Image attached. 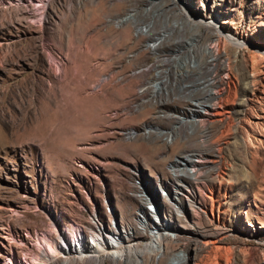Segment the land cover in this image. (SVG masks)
Listing matches in <instances>:
<instances>
[{
	"label": "rangeland",
	"instance_id": "obj_1",
	"mask_svg": "<svg viewBox=\"0 0 264 264\" xmlns=\"http://www.w3.org/2000/svg\"><path fill=\"white\" fill-rule=\"evenodd\" d=\"M128 16L140 26L151 23L153 37L170 36L138 37L137 22L127 20L129 29L120 23ZM174 22L179 27L171 30ZM218 32L254 47L234 59L229 43L219 42L221 62L233 61L222 111L234 119L211 128L207 117H191L204 121L209 137L199 132L182 149L167 146L169 127H177L173 117L193 109L187 102L195 98L182 96L194 88L157 98L142 93L143 85L158 73L160 58L187 45H198L199 57L217 45ZM154 44L156 51L149 48ZM258 51L264 53V0H0V264L51 253L49 238L61 243L73 225L86 245L102 232L111 242L118 235L125 250L123 258L101 252L69 264H264V59L256 63ZM143 70L149 74L140 75ZM159 100L169 102L164 112L155 109ZM163 114L172 119L157 129ZM189 127L182 136L195 128ZM183 149L192 151L176 154ZM198 149L205 157L191 155ZM216 158L222 163H213ZM181 159L199 162L200 172L174 171ZM164 224L176 240L165 241L155 258L143 245Z\"/></svg>",
	"mask_w": 264,
	"mask_h": 264
},
{
	"label": "bare ground",
	"instance_id": "obj_2",
	"mask_svg": "<svg viewBox=\"0 0 264 264\" xmlns=\"http://www.w3.org/2000/svg\"><path fill=\"white\" fill-rule=\"evenodd\" d=\"M45 3H47V1ZM127 20H129L132 23L133 17L128 16L125 19L121 20L120 23L123 24L126 22L125 28L129 29L131 27V24L127 25L128 23ZM133 22L134 23L137 22L136 32L138 34V37H140V35H145L147 39H149V41H156L159 38L165 39L170 36V33L167 34L166 31H163L162 33L161 32L158 33L160 36L153 37L154 36L153 29L155 28L153 27L151 23L148 25L140 26V23L138 24V20H133ZM198 24H201L207 27L211 23L206 22L205 24H203L201 20ZM169 26L171 30L173 28L179 27L178 24H176V22L169 23ZM221 34L222 33L220 32L216 33V35L218 36L217 45L204 47V50L203 52L201 51V54L199 55V57L197 53L194 51L198 47V45H187L185 46L187 48L184 51L178 50V53L174 57L169 58V59H166L165 57L162 56L163 58H160L154 65V68L158 71V73L148 78V82L152 81L154 85L148 86V82H146V84L143 85L145 89L143 90L142 93L144 94L149 93V95H153V97H157V98L171 97L173 95H177L180 92L185 93L186 91L190 90L192 87L194 88L190 90L189 94L182 96V97L192 96L193 98H195V103H193V101L187 102L189 105L192 106L191 108L193 109H191V111L189 110L184 113L183 116H185L186 118L185 117L184 118L173 117V120H175L177 127L175 128L169 127L168 136L171 138L169 140V138L167 137L166 141L164 142V144L167 146H172V148L174 147V148L182 149L186 146L187 142L193 141V140L196 141V135L199 132H203L205 138L207 136L209 137L208 132L211 130H208V128L206 127L204 128V126H206L204 121L202 120L197 121L196 119H193L191 117H201V118L207 117V120L211 121L209 123L211 128H214L213 125H216V124L222 125V126L230 125V121H232V118L234 119L233 114L232 115L226 114V111L223 110L225 113L222 111L224 107V101L226 103L228 100L226 98H224L223 100V97L221 95V92L224 90L223 84L225 83L227 85V89H225V91H227L228 93L232 91L228 82L231 81L229 73L231 72L233 61L231 62L230 57H227V62L225 65L221 62L220 59L222 57L223 50L220 49L219 42L224 41V42L229 43V49L233 51L234 59L244 49L252 48L254 50V47L249 45L248 43H245L243 40L239 39L238 37L232 34H223L222 36ZM154 46L155 44L152 46H149V48L153 51H156L157 48L156 46L155 47ZM167 46L168 45H161L160 47H167ZM258 52L260 53V59L256 60V63L261 62L264 59V53L261 51H258ZM253 62L255 61L253 60ZM256 63H254L255 66H257ZM208 69L211 70L213 73L212 74L209 73L208 74L209 76L206 79L201 77L202 71L208 72ZM147 72L149 74V70L148 71L143 70L142 73H140V75H146ZM224 74L226 75V78H228L227 80L224 79L225 78ZM114 77L115 75L112 74L109 77V80H112ZM185 80H188V82L190 83L187 85H184ZM247 85H248V82L244 83L245 87ZM242 94L245 95L246 91H243ZM15 96H17V94H15ZM182 97L178 96L177 99L180 100ZM168 103L169 102H166L165 100H161V102L159 100L157 105H154V106H155V109H158V112H164L165 110L163 109V106L166 107V105H169ZM198 107H201L203 109V112L201 110H198ZM145 110H147V108L144 109V111ZM212 117L213 118L215 117V119H212ZM169 118L172 119V117H169L167 114L158 116L157 117L158 120L154 122V125H156L157 126L156 128L159 129L158 126H161L163 121ZM230 118L231 120L229 121L228 119ZM188 125L190 127L195 126V128L192 129L191 134L186 135V136L189 135L186 138V136H182V133L186 132ZM238 126H239L238 123L232 124V127L235 128L236 132L238 131ZM229 130L230 128L228 129V131ZM151 131L152 130H150L149 133ZM178 133H180L179 136H178ZM221 133L222 135H225L223 131H221ZM156 134L160 137H162V135L163 136L165 135L164 132L152 131V135L156 136ZM161 139L159 138L158 141H161ZM241 142L245 144V137L241 139ZM191 151L192 149H189V150L183 149L177 152L176 154L177 155L185 154V153H190ZM193 151H196V150H193ZM198 152L199 154L193 153L191 155L196 156V157H205L204 149H198ZM184 160H185V164H182V162L184 163ZM212 161L213 163L217 165L222 163L221 159H218V158L213 159ZM184 166H188L192 168L193 173H194L193 169H197L196 173H194L196 175L200 172V168H199L200 163L196 162V160H186V159H181V161L176 160L175 162H173L172 167L174 168V171L178 168L185 171ZM177 177H179L180 179L184 180L187 183H192V180L188 178L186 175H177ZM218 182L222 186L226 182L227 184H230L231 180L227 179L225 183L223 182V180H219ZM10 209L12 210V208ZM170 229H171V226L169 224H164L163 227L157 229L156 232L152 231L151 233H149V241L143 245L144 250H146L149 254L155 255V258H158V256L162 255L165 252L166 247H167L165 241L176 240L173 234L171 233ZM78 232L79 234H77L72 239H70L71 237L68 238L69 236L66 238L61 236L60 238L62 241L61 243L54 242L52 239L48 237L49 240H51L50 241V244L52 247L51 253L45 252L44 253L45 255L42 253L41 258H37V260L35 261L33 260L29 263L23 260L24 262L22 263L21 260H16L14 259L13 256H10L8 257L10 260L8 259L5 262V264L7 263L8 264H49L50 259L54 260V258H57V256L63 257L61 264H69V262L74 259L84 261V260H89L91 258H97L98 254L101 252L103 253L106 252L107 254L110 253V255L117 257V258H123V253L125 249L122 250V246H123L122 242L124 241H122V239L118 237V235H117L118 239L113 238L111 242V240H109L108 238L104 239V234L101 232V234L99 233V235L96 236V238L94 239L95 244L93 243V245L90 246V245H86L83 243V233L80 231ZM77 242H78V247H77ZM46 253L48 254V256ZM181 263H178V264H181ZM169 264H174V263L169 262Z\"/></svg>",
	"mask_w": 264,
	"mask_h": 264
},
{
	"label": "built area",
	"instance_id": "obj_3",
	"mask_svg": "<svg viewBox=\"0 0 264 264\" xmlns=\"http://www.w3.org/2000/svg\"><path fill=\"white\" fill-rule=\"evenodd\" d=\"M150 200V199H148ZM153 205V204H152ZM147 208H149L148 205H146ZM150 209V208H149ZM152 209V208H151ZM153 210V209H152ZM78 231L82 232L81 228H79L77 225H73L70 229V232L67 233V237H75L78 234ZM262 255L264 256V248L261 251Z\"/></svg>",
	"mask_w": 264,
	"mask_h": 264
}]
</instances>
